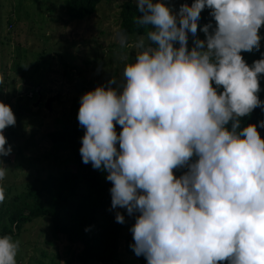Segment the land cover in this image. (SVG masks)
Returning <instances> with one entry per match:
<instances>
[{"label": "clouds", "instance_id": "9594fccd", "mask_svg": "<svg viewBox=\"0 0 264 264\" xmlns=\"http://www.w3.org/2000/svg\"><path fill=\"white\" fill-rule=\"evenodd\" d=\"M136 4L145 34L130 45L113 32L134 61L122 56L121 76L80 98L82 162L107 173L111 208L136 216L131 248L147 264H264V137L256 124L241 127L264 107V58L249 65L242 55L260 48L264 0ZM206 7L214 24L199 28ZM15 123L0 101V158L12 152L4 131ZM6 176L0 159V182ZM115 219L125 223L124 213ZM19 248L0 235V264H17Z\"/></svg>", "mask_w": 264, "mask_h": 264}, {"label": "rangeland", "instance_id": "374dc122", "mask_svg": "<svg viewBox=\"0 0 264 264\" xmlns=\"http://www.w3.org/2000/svg\"><path fill=\"white\" fill-rule=\"evenodd\" d=\"M122 1L102 0L90 16L72 19L65 13L64 0H0V101H7L16 116L15 125L4 133L12 152L0 158L7 167L0 182L4 203L35 174L66 167L68 148L52 142L48 133L59 128L74 97L121 76L122 56L134 61L135 49H120L113 38ZM10 18L12 28H8ZM141 36L132 35L129 44ZM36 86L40 90L28 97L26 92ZM39 94L42 100L34 104ZM50 96L54 98L48 109L44 102ZM174 171L180 176L186 169ZM9 235L20 242L17 264H99L76 259L79 246L61 234L53 235L48 216L34 217ZM128 258L122 252L112 264H139Z\"/></svg>", "mask_w": 264, "mask_h": 264}, {"label": "trees", "instance_id": "16d2710c", "mask_svg": "<svg viewBox=\"0 0 264 264\" xmlns=\"http://www.w3.org/2000/svg\"><path fill=\"white\" fill-rule=\"evenodd\" d=\"M101 1L64 0V10L69 18L82 19L90 16ZM167 2L178 11L181 4L190 5L193 0H180L177 3L167 0ZM209 13L210 9L207 7L201 12L199 28L210 22L214 24V19ZM139 15L136 0L122 1L119 29L127 33L129 41L132 35L145 34V29L135 23ZM10 20L12 19H9L8 28L14 25ZM197 35L201 39L205 37V34L199 30ZM260 35L259 50L242 52L249 65L257 59L264 58V26L260 29ZM194 39L195 37L189 34V48L193 46ZM259 83L261 91L258 95L260 100L264 101V75L259 77ZM26 95L32 97L27 92ZM80 98H73L59 128L48 133L52 142L63 143L68 148L70 162L58 172L35 174L28 179L19 193L10 196L6 203H0V216L4 218L0 220V235H9L17 231L26 221L34 217L48 216L53 235L61 234L70 242L76 243L79 248L76 249L74 256L83 263L94 260L99 264H112L113 261H118L119 254L123 252L131 256L128 260L133 258L139 264H147L145 257L137 256L131 248L134 241L130 228L135 223L136 216H129L125 209H112L110 194L112 184L106 179L107 173L93 169L91 163L82 162L80 148L85 129L80 127L77 119ZM5 103L7 104V101ZM262 121H264V107H257L251 114L241 118V127L256 124L261 136L264 137V127L260 126ZM116 130L118 133L122 130L118 124ZM4 133L9 132L5 129ZM117 211L124 213L125 223L116 222Z\"/></svg>", "mask_w": 264, "mask_h": 264}, {"label": "water", "instance_id": "95a60500", "mask_svg": "<svg viewBox=\"0 0 264 264\" xmlns=\"http://www.w3.org/2000/svg\"><path fill=\"white\" fill-rule=\"evenodd\" d=\"M56 96H58L57 94H56ZM54 98V96H50V97H48L46 100H45V106L48 108V109H50V107H51V105H50V101L52 100ZM42 100V95L41 94H39V97L37 98V100L34 102V104H37L39 101H41Z\"/></svg>", "mask_w": 264, "mask_h": 264}, {"label": "built area", "instance_id": "2783aa9c", "mask_svg": "<svg viewBox=\"0 0 264 264\" xmlns=\"http://www.w3.org/2000/svg\"><path fill=\"white\" fill-rule=\"evenodd\" d=\"M36 87H37V88H36ZM36 87H35L36 89L34 88L35 90H30L27 94H28V95H31L33 92H38V91L40 90V89H39L40 87H39V86H36ZM38 87H39V88H38Z\"/></svg>", "mask_w": 264, "mask_h": 264}]
</instances>
